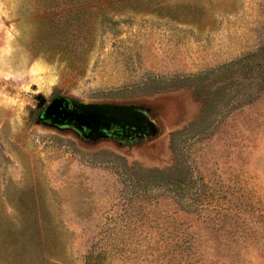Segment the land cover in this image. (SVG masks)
<instances>
[{"label":"rangeland","instance_id":"obj_1","mask_svg":"<svg viewBox=\"0 0 264 264\" xmlns=\"http://www.w3.org/2000/svg\"><path fill=\"white\" fill-rule=\"evenodd\" d=\"M0 264H264V0H0Z\"/></svg>","mask_w":264,"mask_h":264},{"label":"water","instance_id":"obj_2","mask_svg":"<svg viewBox=\"0 0 264 264\" xmlns=\"http://www.w3.org/2000/svg\"><path fill=\"white\" fill-rule=\"evenodd\" d=\"M40 120H50L59 125L72 126L84 134L90 132L109 133L112 130L140 131L137 126L124 121L117 114L71 104L60 97L53 99L44 109Z\"/></svg>","mask_w":264,"mask_h":264},{"label":"trees","instance_id":"obj_3","mask_svg":"<svg viewBox=\"0 0 264 264\" xmlns=\"http://www.w3.org/2000/svg\"><path fill=\"white\" fill-rule=\"evenodd\" d=\"M125 1H127V0H107V2H109V3H113V4H117V3H121V2H125ZM83 4L86 5V3H84V2H82V3H78V5H83ZM53 17H54V16H53Z\"/></svg>","mask_w":264,"mask_h":264}]
</instances>
